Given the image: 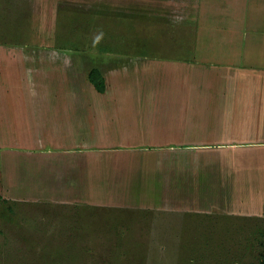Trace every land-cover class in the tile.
<instances>
[{
    "label": "crops",
    "instance_id": "0c3cea01",
    "mask_svg": "<svg viewBox=\"0 0 264 264\" xmlns=\"http://www.w3.org/2000/svg\"><path fill=\"white\" fill-rule=\"evenodd\" d=\"M187 6L195 10L187 35L171 42L184 51L107 55L103 92L87 85L91 69L70 63L71 55L36 57L45 78L43 86L34 80L29 87L43 88L48 100L16 113L19 134L10 141L0 134V149L11 163L35 162L38 181L48 180L44 188L51 189L46 204L77 215L83 208L204 213L223 205L178 199L181 182L210 184L221 176V185L232 184L228 176L264 182V0H188ZM74 68L75 89L66 87ZM63 73L59 87L48 83L49 75ZM61 90L80 98L52 97ZM88 92L92 102L81 99ZM27 174L34 178L32 168Z\"/></svg>",
    "mask_w": 264,
    "mask_h": 264
},
{
    "label": "rangeland",
    "instance_id": "374dc122",
    "mask_svg": "<svg viewBox=\"0 0 264 264\" xmlns=\"http://www.w3.org/2000/svg\"><path fill=\"white\" fill-rule=\"evenodd\" d=\"M187 1L0 0L4 141L19 134L16 113L27 103L48 100L43 88L29 87L34 80L43 86L45 75L37 71L46 68L37 58L67 54L70 63L102 74L107 55L157 58L180 53L183 46L171 42L172 37L187 35L186 23L195 12ZM101 31L102 40L94 43V35ZM75 71L67 73L69 78L66 74L68 88L80 86ZM49 76L48 83L59 87L64 73ZM67 92L51 95L62 100ZM75 95L67 100H79ZM81 99L93 101L90 92ZM8 154L0 149V264H261L264 259V212L257 214L263 209L262 181L252 184L242 176L239 180L228 176L232 184L221 185V176L210 184L181 182L178 199L201 200L203 208L223 205L204 213L143 215L83 208L77 215L46 204L43 199L51 189L48 180L47 189L38 181L35 162L18 157L11 163ZM29 168L34 180L27 174ZM59 175L51 174L57 179Z\"/></svg>",
    "mask_w": 264,
    "mask_h": 264
},
{
    "label": "trees",
    "instance_id": "16d2710c",
    "mask_svg": "<svg viewBox=\"0 0 264 264\" xmlns=\"http://www.w3.org/2000/svg\"><path fill=\"white\" fill-rule=\"evenodd\" d=\"M88 78L90 82L100 91L105 90V79L100 72L96 69L89 72ZM261 264H264V259L261 261Z\"/></svg>",
    "mask_w": 264,
    "mask_h": 264
},
{
    "label": "clouds",
    "instance_id": "9594fccd",
    "mask_svg": "<svg viewBox=\"0 0 264 264\" xmlns=\"http://www.w3.org/2000/svg\"><path fill=\"white\" fill-rule=\"evenodd\" d=\"M103 38V32H99L97 34L94 35L93 37V40H94V43H99Z\"/></svg>",
    "mask_w": 264,
    "mask_h": 264
}]
</instances>
